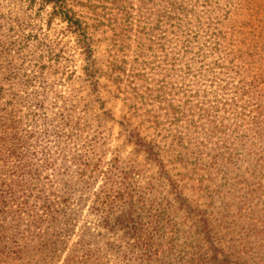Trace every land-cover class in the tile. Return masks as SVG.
Instances as JSON below:
<instances>
[{
  "label": "rangeland",
  "instance_id": "rangeland-1",
  "mask_svg": "<svg viewBox=\"0 0 264 264\" xmlns=\"http://www.w3.org/2000/svg\"><path fill=\"white\" fill-rule=\"evenodd\" d=\"M67 2L88 28L90 56L60 18L50 23L46 11L30 8L26 0H0L1 45L10 48L5 54L0 47V103L17 92L24 99L19 106L23 112L41 106L36 133L42 155L34 159L41 190L57 207L69 205L77 232L87 226L106 260L119 264L105 244L128 248L132 241L120 237L122 233L102 231L91 205H79L85 184L78 180L73 158L101 159L105 170L117 159L121 170L136 174V190L145 189L149 203H163L165 214L178 222L179 248L201 240L196 222L203 214L214 218L220 232L217 246L228 250L235 243L241 252L234 263L239 261L246 256V241H251L246 235L250 229L244 230L235 209L245 195L257 196L248 206L264 226V86L245 90L242 101L235 98L240 90L232 88L239 78L224 75L221 66L224 53L237 40L223 20L229 10L246 14L242 19L249 18L251 26L242 30L249 39L259 34V23L243 12L239 0ZM19 27L27 30L22 51L17 46ZM221 32L226 35L219 41L224 51L213 55L208 46ZM42 44L55 48L54 60L37 49ZM86 67L97 69L96 75L86 74ZM226 85L229 89L222 90ZM248 117H258L261 123L241 128L238 123L246 124ZM68 119L78 128L75 142L60 136ZM46 150L56 159L55 168H46ZM248 182L250 187H243ZM103 183L101 177L94 190ZM202 248L207 252L205 245ZM140 255L132 256V264ZM176 263L175 258L158 262Z\"/></svg>",
  "mask_w": 264,
  "mask_h": 264
},
{
  "label": "trees",
  "instance_id": "trees-1",
  "mask_svg": "<svg viewBox=\"0 0 264 264\" xmlns=\"http://www.w3.org/2000/svg\"><path fill=\"white\" fill-rule=\"evenodd\" d=\"M226 1L230 3V0ZM26 2L30 8L38 7L39 11H46L50 16V23L57 17L67 23L70 32L76 35L79 47L87 55L92 54L88 28L67 0ZM239 4L243 12L248 11L249 17L259 23L257 28L260 29L255 39L246 38L244 35L247 31L242 29L251 26V20L242 19L246 14L235 13L239 11H227L229 13L223 20L227 23L229 35L236 38L237 42L228 53H224L226 58L221 67L225 70L224 75H235L234 78H239L238 84L232 89L242 92L238 96L239 92L235 94V98L242 101L247 95L245 90H263L261 87L264 86V0H239ZM232 16L236 17V20H233ZM19 29L16 30L17 46L19 45L22 51L28 43L25 36L27 30L24 27ZM222 37L226 39V35L218 33L217 40L211 41L212 44L208 46L213 55L224 51V47L219 43ZM1 43L2 38L1 52L9 53L10 48ZM37 47L42 54L46 53L45 57L50 60L57 56V51L52 45L42 44ZM237 67L240 68L239 71L235 70ZM96 72L97 69L85 68V73L93 77ZM251 74L252 80L247 81ZM226 88L229 89L227 85L221 89ZM37 94L33 93V96L36 95L33 101ZM2 97L0 92V101ZM8 98L6 104L0 103V264H110V260H106L102 250L96 246L93 234L87 226L81 227V234L77 232L78 224L72 222L73 211H70V206L57 207L52 198L46 196L40 188L39 170L34 166V159L41 154L36 133V128L41 123V106L35 105L34 108L30 107L23 112L19 106L24 99L19 93L15 92ZM232 102L234 103V100ZM70 113L72 112L67 114ZM71 121H66L64 132L62 131L60 136L66 137L69 142H75V130L78 128L72 125ZM260 123L258 117H248L246 124L238 125L241 128H252ZM73 159L78 165V180L85 184L79 205L82 208L91 205V212L100 218L98 223L102 231L118 236L122 233L120 237L132 241L128 248L111 241L105 244L106 251L115 256L119 264H132V256L137 253L141 254L135 258L137 264H158L170 258L177 259L176 264H264L263 220L254 216L248 206V202H254L257 196L245 195L241 204L235 208L239 220H242L239 223L244 226V230L250 229L246 235L256 246L250 247L251 241H246L249 244L247 248L244 247L246 256H241V259L234 263L238 257L237 253L241 251L235 243L231 244L228 250L217 246L220 232L217 231L212 216L202 214L200 219H197V235L201 240L186 245L182 250L178 244L179 233L182 232L178 222L165 214L163 208L167 207L163 203L157 200L149 203L145 189L142 190L143 193L136 190L137 178L134 171L121 170V162L117 159H114V165L108 170L104 169L101 159ZM156 159L162 164L160 157ZM45 161L46 168H55L57 161L48 151ZM101 177L104 183L95 191L94 186ZM244 186L249 188V182ZM260 190L261 188L258 191ZM262 195L264 196V192ZM138 197L139 202L136 201ZM147 203L150 204L148 210ZM140 205L142 208H139ZM147 212L150 213L144 215ZM62 218L65 219L67 227L62 224ZM247 219H250L249 223ZM233 226L230 224L229 227ZM243 226L238 229H243ZM73 234L78 238L76 242H73ZM184 237L187 239L188 235L185 234ZM203 245L206 246L207 252H203ZM187 254L190 259L185 261Z\"/></svg>",
  "mask_w": 264,
  "mask_h": 264
}]
</instances>
